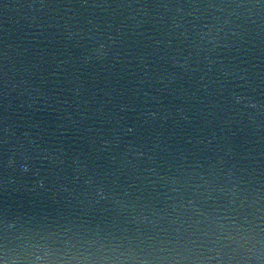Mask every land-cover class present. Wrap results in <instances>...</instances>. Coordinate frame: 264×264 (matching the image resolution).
Here are the masks:
<instances>
[{
    "label": "water",
    "instance_id": "water-1",
    "mask_svg": "<svg viewBox=\"0 0 264 264\" xmlns=\"http://www.w3.org/2000/svg\"><path fill=\"white\" fill-rule=\"evenodd\" d=\"M0 261L264 264V0H0Z\"/></svg>",
    "mask_w": 264,
    "mask_h": 264
},
{
    "label": "clouds",
    "instance_id": "clouds-1",
    "mask_svg": "<svg viewBox=\"0 0 264 264\" xmlns=\"http://www.w3.org/2000/svg\"><path fill=\"white\" fill-rule=\"evenodd\" d=\"M103 259H108L107 257L103 258ZM0 264H5L4 261H0Z\"/></svg>",
    "mask_w": 264,
    "mask_h": 264
}]
</instances>
